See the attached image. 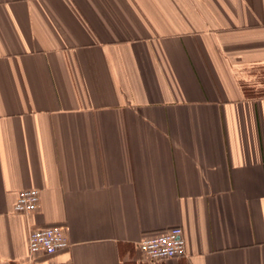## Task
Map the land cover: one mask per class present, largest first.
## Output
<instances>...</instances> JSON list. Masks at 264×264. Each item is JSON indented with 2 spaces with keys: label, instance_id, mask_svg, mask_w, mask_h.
Wrapping results in <instances>:
<instances>
[{
  "label": "crops",
  "instance_id": "0c3cea01",
  "mask_svg": "<svg viewBox=\"0 0 264 264\" xmlns=\"http://www.w3.org/2000/svg\"><path fill=\"white\" fill-rule=\"evenodd\" d=\"M0 264H264V0H0Z\"/></svg>",
  "mask_w": 264,
  "mask_h": 264
},
{
  "label": "built area",
  "instance_id": "2783aa9c",
  "mask_svg": "<svg viewBox=\"0 0 264 264\" xmlns=\"http://www.w3.org/2000/svg\"><path fill=\"white\" fill-rule=\"evenodd\" d=\"M41 206L38 188L22 190L15 203V210L31 213ZM70 246L66 229L57 224L34 228L29 235V251L32 256L52 255ZM139 248L152 261L164 260L182 255L186 251V239L182 227L175 226L160 233L144 237Z\"/></svg>",
  "mask_w": 264,
  "mask_h": 264
}]
</instances>
